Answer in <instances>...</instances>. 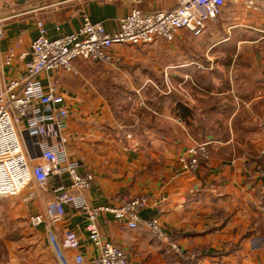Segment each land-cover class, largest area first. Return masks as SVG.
I'll list each match as a JSON object with an SVG mask.
<instances>
[{"label": "crops", "instance_id": "crops-1", "mask_svg": "<svg viewBox=\"0 0 264 264\" xmlns=\"http://www.w3.org/2000/svg\"><path fill=\"white\" fill-rule=\"evenodd\" d=\"M177 4L0 0V79L6 84L25 73L39 22L50 40L79 31L85 16L115 35L133 9L152 13ZM231 6L241 7L227 8ZM257 6L252 15L226 8L199 37L181 31L172 43L114 47L134 72L130 84L139 100L134 111L124 104L112 110L96 86L104 79L99 70L105 64L76 60V74L50 72L42 77L44 86L56 80L65 97L69 159L79 162L80 174L94 175L84 193L88 205L113 208L147 198L140 218L157 219L185 253H201V264H264V180L259 175L264 149V0ZM11 50L14 56L7 63ZM200 143L208 144L210 159L196 174L184 172L181 158ZM59 183L76 193L64 174L44 187L31 181L19 195L0 197V264H59L48 243L53 222L46 214ZM195 186L199 190L190 194ZM65 211L53 223L54 230L59 238L67 230L75 232L88 264L100 254L89 239L88 216L71 206ZM35 215L45 216L39 228L29 224ZM97 224L102 241L128 254L133 264H185L151 230L130 229L110 212L100 214ZM77 253L67 251L66 256L72 261Z\"/></svg>", "mask_w": 264, "mask_h": 264}, {"label": "built area", "instance_id": "built-area-1", "mask_svg": "<svg viewBox=\"0 0 264 264\" xmlns=\"http://www.w3.org/2000/svg\"><path fill=\"white\" fill-rule=\"evenodd\" d=\"M257 1L178 0V4L169 10L143 13L133 9L121 21L120 31L115 35H108L102 24L93 23L85 16L79 31L50 40L43 23L39 22V35L32 44V59L26 64L25 73L6 84L0 79V181L12 183L14 177L21 181L19 187L2 184L5 188L0 190V197L19 195L31 181L44 187L51 178L59 180L62 175L67 174L71 180L70 188L76 193L70 194L59 183L55 189L56 197L48 203L46 214L55 223L65 216V207L71 206L88 216L89 239L100 250L99 256L88 264H133L128 254L102 241L97 218L106 212L125 221L130 229L144 227L151 230L157 240L183 259L185 264H201V253H185L165 233L157 219L140 218V211L148 207L147 198H135L113 208H91L88 205L84 193L91 188L94 175L80 174L79 162L69 159L67 138L64 136L69 119L65 97L59 92L56 80L51 79L44 86L42 77L50 72L76 74V60L119 65L122 60L113 52L116 46L140 47L158 40L172 43L181 31H188L194 37H199L209 23L220 18L229 4L241 6L249 13H256ZM3 35L0 27V40ZM13 56L14 52L11 50L7 63L11 62ZM207 147L208 144L202 143L188 149L180 160L182 170L196 174L201 169V162L211 157ZM259 175L264 180V149L260 153ZM198 190L199 187L195 186L190 194ZM44 223V215L29 218V224L33 228H39ZM53 223L47 231V239L59 264H85L83 255L79 253L81 244L77 234L67 230L59 238ZM67 251L78 253L69 261Z\"/></svg>", "mask_w": 264, "mask_h": 264}, {"label": "rangeland", "instance_id": "rangeland-1", "mask_svg": "<svg viewBox=\"0 0 264 264\" xmlns=\"http://www.w3.org/2000/svg\"><path fill=\"white\" fill-rule=\"evenodd\" d=\"M236 9H239L238 11H240L241 13L252 15V13L247 12L242 7L231 6L227 8L226 11H232V10L235 11ZM191 44H198V43L191 42ZM99 72L101 75L104 76V79H101L98 82H96L97 83L96 86L99 87L101 92L103 90V93L105 94L111 109L112 110H114V108L119 109L120 105L124 104L127 107V109L128 108L131 109L130 111L136 110V103L139 101L135 97V93H134L135 92L134 89L136 86L134 84H130V81L133 80L134 72L130 71L129 68H127L123 62L115 66L105 65V67L100 68ZM107 78H109V81H107ZM123 108L125 107H121V109ZM203 162H201V166Z\"/></svg>", "mask_w": 264, "mask_h": 264}, {"label": "bare ground", "instance_id": "bare-ground-1", "mask_svg": "<svg viewBox=\"0 0 264 264\" xmlns=\"http://www.w3.org/2000/svg\"><path fill=\"white\" fill-rule=\"evenodd\" d=\"M4 176H5V173H4ZM3 182H4L3 180L0 181V190H1L2 188H5L4 186H2V184H5V185L8 184L9 186H11V185L13 184V186H15V187H19L20 184H21V181L19 180V178H16V177H14L12 183H9V182L3 183ZM1 186H2V187H1Z\"/></svg>", "mask_w": 264, "mask_h": 264}, {"label": "trees", "instance_id": "trees-1", "mask_svg": "<svg viewBox=\"0 0 264 264\" xmlns=\"http://www.w3.org/2000/svg\"><path fill=\"white\" fill-rule=\"evenodd\" d=\"M177 108H178V109H177L178 114L181 115V113H182L183 110H184L183 106L180 104ZM114 110L116 111L117 108H114Z\"/></svg>", "mask_w": 264, "mask_h": 264}]
</instances>
